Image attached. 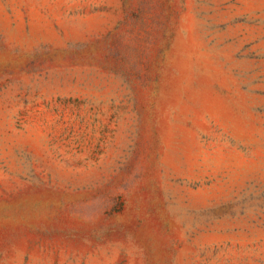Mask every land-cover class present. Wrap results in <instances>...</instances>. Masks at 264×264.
Masks as SVG:
<instances>
[{
    "label": "rangeland",
    "instance_id": "1",
    "mask_svg": "<svg viewBox=\"0 0 264 264\" xmlns=\"http://www.w3.org/2000/svg\"><path fill=\"white\" fill-rule=\"evenodd\" d=\"M0 264H264V0H0Z\"/></svg>",
    "mask_w": 264,
    "mask_h": 264
}]
</instances>
